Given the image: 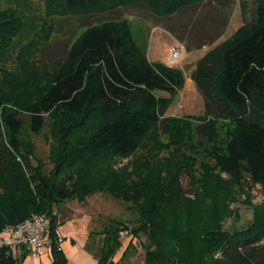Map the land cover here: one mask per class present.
I'll use <instances>...</instances> for the list:
<instances>
[{
	"label": "trees",
	"instance_id": "1",
	"mask_svg": "<svg viewBox=\"0 0 264 264\" xmlns=\"http://www.w3.org/2000/svg\"><path fill=\"white\" fill-rule=\"evenodd\" d=\"M208 1L0 0V71L13 60L17 45L26 55L51 39L55 25L38 17L32 7L43 4L48 15H94L144 3L156 16L171 17ZM241 10L242 25L204 55L192 73L208 114L229 120L231 130L219 140L214 122L205 126L203 152L215 166L205 168L200 191L195 200L185 198L187 205L179 201L183 192L178 176L194 161L186 155L195 149L193 137L177 120L163 119L184 88L185 77L181 70L150 62L127 21L88 27L43 83L8 78L1 82L0 233L45 214L51 219L53 264H68L63 240L57 236L68 219L62 217L60 206L104 192L136 206L140 218L131 228L111 220L102 243L94 232L89 234L87 249L98 264H119L132 249L136 253L134 240L145 251V264H264V207L256 208L254 223L245 229L224 231L221 226L231 214L226 204L235 199L232 185L221 175L239 185L247 175L264 190V0H242ZM26 40L28 44L21 43ZM9 103L28 117L31 134H40L48 117L57 121L55 168L50 173L35 146L25 140L19 110ZM160 124L169 133L170 148L176 147L172 160L146 163L134 177L108 166L118 158L135 157ZM182 154L185 160L179 159ZM205 199L211 200V209L203 206ZM120 229H129L133 240L115 262L122 246ZM0 264L21 263L1 253Z\"/></svg>",
	"mask_w": 264,
	"mask_h": 264
},
{
	"label": "rangeland",
	"instance_id": "2",
	"mask_svg": "<svg viewBox=\"0 0 264 264\" xmlns=\"http://www.w3.org/2000/svg\"><path fill=\"white\" fill-rule=\"evenodd\" d=\"M241 1L210 0L206 4L185 9L171 17L156 16L144 3L113 8L94 15H77L67 12L48 15L45 5L42 4L39 8L32 7L33 12L39 13L38 17L47 21L48 24L55 25L54 32L49 41L39 43L26 55L21 54V46L17 45V49L11 54L13 60L7 64L4 72L0 71V83L8 79L23 81L33 79L43 83L52 75L57 63L66 57L73 43L88 27L104 22L127 21L134 41L146 52L150 62L181 70L185 77L184 88L173 97L163 119L177 120L181 126H186L187 132L193 137L194 148L197 149L187 152L186 155L194 158V161L188 162L178 176V184L183 192V198L179 201L187 205L185 198L195 200L196 194L200 191V182L205 176V168L215 166L214 161L203 152L202 145L205 146L207 143L204 137L205 126L214 122L219 140H225L231 130L229 120L208 114L206 102L197 90L192 73L204 55L229 39L242 25ZM28 41L21 43L28 44ZM174 47H179L183 55L176 62L172 61ZM18 55L21 56L20 59H17ZM158 95L170 97L166 92H158ZM11 104L9 103L8 106L15 111H23L18 107L14 108ZM20 115L25 123V140L35 146L36 156L41 160L45 171L50 173L55 168L53 152L59 138L58 131L55 130L57 121L48 117L41 133L34 135L29 132L28 117L24 112H20ZM170 142L167 129L165 131L164 125L160 124L135 157L128 160L118 158L108 162V166L118 172L126 170L131 177L136 169L138 170L146 163L172 160L171 152L176 147L170 148ZM183 156L184 154L179 155V159H184ZM217 172L219 174L218 170L216 174ZM221 177L228 181L235 191L234 201H228L226 204L231 214L228 213L230 215L222 221L223 230L234 231L251 226L255 221L256 208L264 207L263 188L254 184L247 175L240 181L241 185L236 184L225 174ZM210 201L203 200V206L211 209ZM59 212L63 213V218H78L60 228L69 264H96L95 259L84 249L88 235L94 232L95 240L102 243V232L109 226L111 220L123 221L131 228L140 218L139 209L136 206L104 192H96L85 201L78 199L68 201L60 206ZM184 212H187L186 208ZM128 231L120 232L122 246L114 255L115 262L121 259L128 244L133 240ZM141 241L145 242L146 237L141 236ZM134 245L138 247V251L133 253L132 249L129 252L130 255L119 264H145V251L140 247L138 240H134ZM23 256L21 253L16 256L21 264H40V261L35 258ZM42 261L45 264H51V258L48 255L43 257Z\"/></svg>",
	"mask_w": 264,
	"mask_h": 264
},
{
	"label": "built area",
	"instance_id": "3",
	"mask_svg": "<svg viewBox=\"0 0 264 264\" xmlns=\"http://www.w3.org/2000/svg\"><path fill=\"white\" fill-rule=\"evenodd\" d=\"M183 57L179 47H174L172 51V61L176 62ZM51 219L45 214L33 215L26 221L7 226L0 233V254L5 253L16 257L19 253L35 258L40 261V264H45L42 261L48 253H50L52 239L51 234ZM57 236L60 241L63 240L59 229ZM51 264H53V258Z\"/></svg>",
	"mask_w": 264,
	"mask_h": 264
},
{
	"label": "crops",
	"instance_id": "4",
	"mask_svg": "<svg viewBox=\"0 0 264 264\" xmlns=\"http://www.w3.org/2000/svg\"><path fill=\"white\" fill-rule=\"evenodd\" d=\"M72 220H78V218H75V217H69L66 221H65V224L66 223H68V222H70V221H72ZM64 224V225H65ZM62 227V226H61ZM61 227H59V231H60V228ZM88 240H89V235H88V238H87V240H86V243H85V247H84V249H85V251L88 253V254H90L94 259H95V262H96V264H98V260L96 259V257L90 252V251H88V249H87V243H88ZM62 248H63V250H64V252H65V254H66V256H67V258H68V254H67V252H66V250H65V248H64V246H63V243H62ZM22 255H24L23 253H22ZM48 255V257L50 258L51 257V253H48L47 254ZM16 258V257H15ZM35 260H37V259H35ZM69 260V259H68ZM38 261V260H37ZM68 264H69V262H68Z\"/></svg>",
	"mask_w": 264,
	"mask_h": 264
}]
</instances>
